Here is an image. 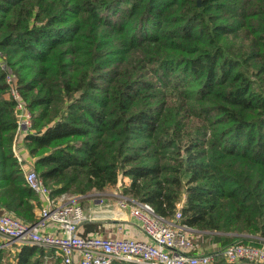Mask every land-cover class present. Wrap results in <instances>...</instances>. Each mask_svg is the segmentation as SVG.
I'll list each match as a JSON object with an SVG mask.
<instances>
[{
    "label": "trees",
    "instance_id": "obj_1",
    "mask_svg": "<svg viewBox=\"0 0 264 264\" xmlns=\"http://www.w3.org/2000/svg\"><path fill=\"white\" fill-rule=\"evenodd\" d=\"M10 72L54 195L122 175L164 218L183 204L199 245L264 238V0H0V211L34 222ZM0 264L63 262L23 245Z\"/></svg>",
    "mask_w": 264,
    "mask_h": 264
},
{
    "label": "built area",
    "instance_id": "obj_2",
    "mask_svg": "<svg viewBox=\"0 0 264 264\" xmlns=\"http://www.w3.org/2000/svg\"><path fill=\"white\" fill-rule=\"evenodd\" d=\"M12 95L17 101L18 133L13 146L15 157L26 162L18 150V141L32 131V114L15 88L10 72ZM24 170L27 185L41 197L36 221L27 222L14 213L0 211V249L14 252L23 245L53 250L63 264H264V238L256 243L233 242L218 252H205L194 240L195 230L183 223L182 207L167 219L146 202L124 195L117 183L106 197L98 195L90 206L66 193L54 195L35 169V159ZM115 187V186H114ZM84 197L83 195H80ZM100 196V197H99ZM79 197V198H81ZM102 221L116 228V235L85 233L88 224ZM129 224L140 235L125 234ZM222 261H217L218 256Z\"/></svg>",
    "mask_w": 264,
    "mask_h": 264
},
{
    "label": "crops",
    "instance_id": "obj_3",
    "mask_svg": "<svg viewBox=\"0 0 264 264\" xmlns=\"http://www.w3.org/2000/svg\"><path fill=\"white\" fill-rule=\"evenodd\" d=\"M18 150H19L20 154L22 155V157L24 158V160H26V162L23 164V168L26 169V167H28L27 165L29 164V162H31V163L33 162V158L29 155L28 151L24 148L23 138L18 141ZM114 188H116V186L115 187H109L107 189H109L111 191V190H114ZM37 196H38V199H39V203L36 205L35 210H34L36 216H37V214L39 212L38 209H39V207L41 205V197L38 194H37ZM89 225H96V228L94 230H92V231L88 230V226ZM135 228H137V227L129 224L128 227H125V232L124 233L126 235L129 234V235L139 236L140 232H139V230H137ZM85 229L88 231V233L96 231V232H100V233H102L104 235H107V234H110V233H112L113 235L117 234L116 228H114V229L113 228H109L108 223L106 222L104 224L102 221L88 224V225H86Z\"/></svg>",
    "mask_w": 264,
    "mask_h": 264
},
{
    "label": "rangeland",
    "instance_id": "obj_4",
    "mask_svg": "<svg viewBox=\"0 0 264 264\" xmlns=\"http://www.w3.org/2000/svg\"><path fill=\"white\" fill-rule=\"evenodd\" d=\"M128 182H129L128 178H124L122 175H120L118 184L121 185L120 187L123 188V193L126 196L128 194H126L124 192V188L128 186ZM113 191L114 190L110 191L109 189H105L103 191H93V192H91V193H89L87 195H83L84 197H81L80 195H72V194H68V195L71 196V198H73L72 196H75V197H77V201H80V203H82L85 206H90L93 203V200L96 199V197L98 196L95 193H101L103 195H100V196L106 197V194H108L110 192H113ZM79 197H81V198H79ZM129 197H131V196H129ZM36 218H37V216H36ZM198 236H199V234H198ZM226 246L220 247L219 245L217 246V244H215V243H211L210 244L209 242H206L205 240H204V243L202 245H200L201 249L204 248V247L207 248V249L204 250L205 252H218L220 250H223ZM45 251H46V257H49L50 254H52L54 257H56V254H55V252L53 250H49V249L46 248ZM216 259H217V261H222V256L219 255ZM53 261H55V260H53Z\"/></svg>",
    "mask_w": 264,
    "mask_h": 264
}]
</instances>
